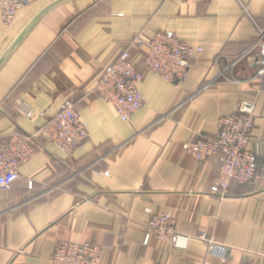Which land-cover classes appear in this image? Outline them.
<instances>
[{
	"label": "crops",
	"instance_id": "crops-1",
	"mask_svg": "<svg viewBox=\"0 0 264 264\" xmlns=\"http://www.w3.org/2000/svg\"><path fill=\"white\" fill-rule=\"evenodd\" d=\"M260 30L264 0H35L9 28L0 15V135L35 132L66 100L88 131L71 156L40 138L0 188V264H51L62 241L101 246L100 264H264V177L220 196L217 156L200 161L182 148L215 137L221 116L251 102L248 147L264 165ZM156 31L201 48L184 80L148 71L147 45L130 46ZM128 47L144 105L124 121L94 85ZM161 211L188 237L183 247L144 243Z\"/></svg>",
	"mask_w": 264,
	"mask_h": 264
},
{
	"label": "built area",
	"instance_id": "built-area-1",
	"mask_svg": "<svg viewBox=\"0 0 264 264\" xmlns=\"http://www.w3.org/2000/svg\"><path fill=\"white\" fill-rule=\"evenodd\" d=\"M35 0H0V15L4 26L12 27L18 12ZM243 5L244 0H237ZM256 43L260 48L259 74L264 91V31L258 33ZM148 47L144 65L168 82H179L186 78L189 58L201 51L172 31H156L149 38H134L130 46ZM142 75L137 72L135 62L124 48L118 57L107 64L94 85L97 94L110 102L118 116L129 121L132 114L144 105L138 82ZM19 109L30 117V108L18 102ZM254 122V105L241 102L235 111L221 116L217 122L215 137H198L183 143L182 148L197 160L217 156L218 173L213 179L212 192L224 196L231 182L249 184L264 177V165L258 163V154L249 149ZM88 136L85 122L81 119L72 101L65 103L46 119L35 132H11L0 135V188H8L19 177V166L33 157L40 138L46 144L55 145L63 154L71 156L76 147ZM264 157V148H263ZM31 186V183L29 182ZM152 213L151 209H146ZM175 218L166 211L153 213L145 224L144 243L151 238L170 241L183 247L188 237L176 230ZM102 247L90 242H57L51 255V264H100Z\"/></svg>",
	"mask_w": 264,
	"mask_h": 264
},
{
	"label": "water",
	"instance_id": "water-1",
	"mask_svg": "<svg viewBox=\"0 0 264 264\" xmlns=\"http://www.w3.org/2000/svg\"><path fill=\"white\" fill-rule=\"evenodd\" d=\"M24 33H25V32H24ZM24 33H23V34H24ZM23 34L20 36V38H18V39L16 40V42H18V41L21 39V37L23 36Z\"/></svg>",
	"mask_w": 264,
	"mask_h": 264
}]
</instances>
